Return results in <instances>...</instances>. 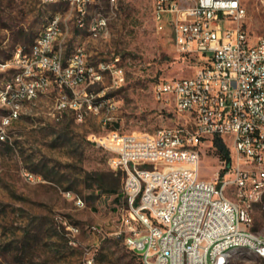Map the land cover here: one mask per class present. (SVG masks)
<instances>
[{"label": "built area", "instance_id": "built-area-1", "mask_svg": "<svg viewBox=\"0 0 264 264\" xmlns=\"http://www.w3.org/2000/svg\"><path fill=\"white\" fill-rule=\"evenodd\" d=\"M43 1L70 2L77 7L79 28L92 37L108 35L102 12L87 21L94 0ZM154 17L159 31L170 27L179 52L199 56L202 64L193 76L163 80L154 90L158 101L171 102L188 116L187 123L153 132L113 130L97 139L109 151L110 167L125 176L116 235L142 264H228L244 249L264 259V234L253 229V206L259 203L264 210V35L251 37L243 0H154ZM67 33V22L55 14L28 50L19 47L10 59L0 60V71L15 68L0 84V107L6 111L0 144L9 142L8 126L25 105L53 84L59 88L58 118L68 110L77 121L88 113L114 112L110 99H97L87 86L105 73L114 85H123L120 57L96 68L78 44L67 58L62 46ZM111 119L108 115L105 122ZM216 136L229 141L232 161L208 180L201 176L200 145H213ZM23 174L31 182L41 179L27 170ZM65 195L86 206L72 191Z\"/></svg>", "mask_w": 264, "mask_h": 264}, {"label": "rangeland", "instance_id": "rangeland-1", "mask_svg": "<svg viewBox=\"0 0 264 264\" xmlns=\"http://www.w3.org/2000/svg\"><path fill=\"white\" fill-rule=\"evenodd\" d=\"M243 3L251 37L264 35V0ZM88 5L87 21L96 11L108 17L106 37H92L87 28H79L77 7L68 1L0 0V60L10 59L19 47L28 50L49 20L60 14L68 25L62 42L67 58L82 44L96 68L119 56L126 77L117 86L105 73L101 81L87 86L97 99L115 104L112 113L105 109L77 121L68 110L58 118L59 88L53 84L8 126L9 142L0 144V264H88V259L94 264H142L116 235L121 222L117 196L125 176L110 167L109 151L97 139L112 127L120 133L153 132L187 123L189 117L171 102L158 101L154 90L163 80L193 76L202 60L177 50L170 27L158 30L154 0H118L115 6L94 0ZM14 72L15 68L0 71V84ZM5 113L0 107V122ZM108 115L112 119L106 123ZM200 148L203 178L212 180L219 170L220 174L227 170L214 144L205 142ZM25 170L41 179L27 180ZM69 190L86 206L78 207L68 198ZM227 195L235 197L232 189ZM253 214V229L264 234L261 204L253 206ZM73 226L79 232H73ZM228 264H264V259L244 249L236 251Z\"/></svg>", "mask_w": 264, "mask_h": 264}, {"label": "trees", "instance_id": "trees-1", "mask_svg": "<svg viewBox=\"0 0 264 264\" xmlns=\"http://www.w3.org/2000/svg\"><path fill=\"white\" fill-rule=\"evenodd\" d=\"M113 130H118V128L112 127L110 129V131H113ZM213 144H214L216 151H217V154L220 156V158L222 160H224L229 165L232 161V155H231L230 148L228 147V144L224 141V139L221 136H216L213 139ZM223 171H222V173H223ZM119 172H121V171H119ZM119 185H120V178H117L116 182H115V186L118 187ZM100 188H101V186H100ZM113 191H116V190H113ZM120 197H121V191L118 193L117 199L120 200Z\"/></svg>", "mask_w": 264, "mask_h": 264}]
</instances>
